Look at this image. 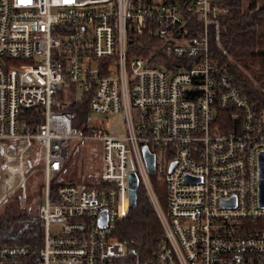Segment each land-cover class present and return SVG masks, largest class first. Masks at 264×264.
<instances>
[{"label":"built area","instance_id":"obj_1","mask_svg":"<svg viewBox=\"0 0 264 264\" xmlns=\"http://www.w3.org/2000/svg\"><path fill=\"white\" fill-rule=\"evenodd\" d=\"M218 2L0 0V174L21 175L22 182L28 157L39 152L44 176L33 214L40 245L0 244V264H113L125 256L113 231L130 210V172L164 235L142 264H264V112L209 59L206 35L187 36V17L207 25ZM130 37L157 38L158 50L200 61L167 69L131 55ZM70 94L76 100L90 94V113L122 115L124 134L112 132L109 122L93 128L86 137L101 143L100 186L62 184L52 197L67 144L79 137L64 110ZM37 106L38 127L21 125L20 110ZM143 147L155 155L165 209Z\"/></svg>","mask_w":264,"mask_h":264},{"label":"trees","instance_id":"obj_2","mask_svg":"<svg viewBox=\"0 0 264 264\" xmlns=\"http://www.w3.org/2000/svg\"><path fill=\"white\" fill-rule=\"evenodd\" d=\"M187 1L162 0L164 3L180 5ZM216 5L220 11L216 15L217 24L209 28V59L214 61L220 73L235 79L240 92L258 111L264 112V6H257L253 0H250L245 8L242 6V0H220ZM189 23L190 28H187L188 25L186 27L187 36L190 39H200V26L191 21ZM216 39L219 45L216 44ZM161 43L157 38L130 37L128 50L131 55L150 57L152 63L167 69L176 67L177 70H186L200 61L185 55L174 57L167 48L158 50ZM65 100L68 105L64 110L73 114V125L82 126V132L89 135L93 129L87 124L90 94H85L79 100L74 96L72 98L68 96ZM41 112L40 106L21 109L18 121L21 125L34 130L42 122ZM220 117L227 116L220 114ZM150 180L158 204L165 209L164 186L160 177L152 174ZM61 185V181L51 180L52 197ZM141 187L137 189L135 207L116 224L113 231V237L128 251L113 264L145 263L152 259L163 240L164 235L157 213L144 188ZM22 206L23 208H20L17 201L12 200L0 212L1 245H40L42 240L40 223L34 213L27 212L25 205ZM130 250H133V254L129 253Z\"/></svg>","mask_w":264,"mask_h":264},{"label":"rangeland","instance_id":"obj_3","mask_svg":"<svg viewBox=\"0 0 264 264\" xmlns=\"http://www.w3.org/2000/svg\"><path fill=\"white\" fill-rule=\"evenodd\" d=\"M153 1L162 2V0ZM249 1L250 0H242V6L245 8ZM253 1L256 2L257 6H264V0ZM187 21V28H190V21L198 24L201 29L200 37L206 35L209 42V28L211 25L217 24V18L213 19L207 25H204L201 22L199 23L190 16L187 17ZM216 44L219 45L217 39ZM72 97V94L69 95V98ZM106 122H109L112 132L116 133L117 135L124 134L122 115L100 113L88 114L87 124L92 128L101 127L103 129ZM73 130L75 135L79 137L69 140L67 144V157L64 160L63 171L54 176L52 180L61 181L63 185L86 187L100 186L101 143L86 137L88 134H84L82 132V126H75L74 124ZM36 150L38 149L36 148ZM28 162L30 163V166L28 171L22 176V182H20L21 175H17L14 179H7L8 177H5V174H0V196L5 198L3 201H0V212L3 210L4 206L9 205L12 200H16L20 208H23L22 205H25V210L30 213H34L36 205L42 202L44 194L42 157L40 156L39 152L38 154L36 152L35 156L32 154L30 157H28ZM4 180L8 181V185H3Z\"/></svg>","mask_w":264,"mask_h":264},{"label":"water","instance_id":"obj_4","mask_svg":"<svg viewBox=\"0 0 264 264\" xmlns=\"http://www.w3.org/2000/svg\"><path fill=\"white\" fill-rule=\"evenodd\" d=\"M143 158L149 174H153L155 171V155L152 154L147 147L142 148ZM138 178L134 172H130L128 181V199L129 209H133L136 205V194L138 189ZM259 202L260 205H264V154L259 159ZM133 254V250L129 251Z\"/></svg>","mask_w":264,"mask_h":264},{"label":"crops","instance_id":"obj_5","mask_svg":"<svg viewBox=\"0 0 264 264\" xmlns=\"http://www.w3.org/2000/svg\"><path fill=\"white\" fill-rule=\"evenodd\" d=\"M258 6H260V5H258ZM264 23V22H263ZM264 25V24H263Z\"/></svg>","mask_w":264,"mask_h":264}]
</instances>
